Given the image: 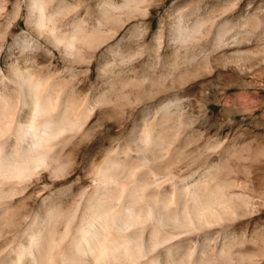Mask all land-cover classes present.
<instances>
[{
  "label": "rangeland",
  "instance_id": "1",
  "mask_svg": "<svg viewBox=\"0 0 264 264\" xmlns=\"http://www.w3.org/2000/svg\"><path fill=\"white\" fill-rule=\"evenodd\" d=\"M92 7L89 0H57L51 11L58 12L57 25L62 27L67 23L65 16L78 21L88 16ZM72 8L76 11L71 12ZM29 18L24 0H0V93L5 88L15 89L19 78L11 66L31 65L33 54L42 52L44 38L37 34ZM104 37L107 43L97 50L96 56L104 47L121 41L117 45L121 64L105 69L111 77L108 90L121 95L130 87L132 97L127 103L121 99L127 106L113 119H105L106 113L98 114L100 131L81 142V156L76 162L80 174L74 181H57L54 189L79 182L91 190L94 175L89 163L100 162L109 147L118 145L135 124L145 119L144 122L161 123L164 145L175 142L177 148L181 147L178 152L187 154L173 172L182 177L184 185L193 182L209 165L222 164L229 147L241 150L240 157L228 158L231 171L226 174L245 181L251 200L261 208L256 219L243 218L236 229L220 235L216 230L210 231L200 239L192 235L185 241L186 256L192 250L196 256L204 249L219 253L223 244L234 238L264 237V0H141L117 35L113 39ZM22 44L34 49L28 62L18 55ZM59 55L53 53L57 59L45 57L44 65L50 64L53 72L62 71ZM129 60L130 63L124 62ZM45 66L42 68L48 73ZM84 68L86 74L80 77L76 88L84 95L88 93L91 101L92 85L97 79L95 60ZM125 82L131 86L124 89ZM176 134L179 136L174 137ZM137 144H131L129 156L140 162L143 159L138 157ZM119 156L123 158V153ZM165 160L167 166L161 162L160 166L149 167L171 193V182L165 179L170 160ZM85 170L87 178L83 175ZM142 175L154 179L144 171ZM45 178L46 183L52 184L47 174ZM40 188L37 185V195ZM233 191L242 192L236 187ZM38 202L34 199L32 205ZM26 223L23 219V225ZM8 238L11 240V235ZM226 247L234 253L257 249Z\"/></svg>",
  "mask_w": 264,
  "mask_h": 264
},
{
  "label": "bare ground",
  "instance_id": "2",
  "mask_svg": "<svg viewBox=\"0 0 264 264\" xmlns=\"http://www.w3.org/2000/svg\"><path fill=\"white\" fill-rule=\"evenodd\" d=\"M41 3L42 0H32L31 13L35 15L37 22L39 21V6ZM46 15L51 19L50 26L59 27L57 25L58 12L49 10ZM29 19L31 20V18ZM73 21L76 22L75 20ZM185 34L189 35V33ZM103 40H106L105 37L103 38V35H97L93 37L92 43L99 44ZM33 50L29 45L22 44L18 47V55L27 61L30 60V55H32ZM37 51H40V49L38 48ZM40 53L42 52L33 54L31 58L32 64L27 65L25 68L10 65L12 67L11 70H13L12 73L17 74L19 79L15 82L14 90L5 88L0 93V112H3L5 104H7V112L13 122V132H15L16 125L30 118L32 111L35 109L36 98L34 96L26 97L25 88L21 81L25 78L24 72L27 67H31L34 63L39 68L45 66V56ZM2 71L3 69L0 68L1 73ZM129 86H131L130 83L125 82L124 89ZM74 87L76 93H79L82 98L81 102H90L88 100L90 96L88 93L84 95L81 90H78L76 86ZM129 88L128 90H122V93H120L126 103L132 97ZM86 106L87 104H85ZM52 107L55 109V115L61 119L72 121L75 115L81 121L79 133L63 150L65 155L72 154L74 156L75 167L69 170V166L66 163L57 161L55 162V167L42 170L37 177L26 181L27 190L23 192V195H15L10 199L0 200V215L7 213L4 219H0V264H43L44 258L48 255L53 258L55 264H60V261L57 259L58 253H63L66 256L74 246L82 245L86 239L90 240L96 232L97 217L102 216L107 211L110 202L117 197L120 198L121 209H127L133 212L137 210L136 201L140 197H143L146 202L155 200L159 203H167L171 197L172 203L175 205L177 213H179L183 210L182 205L188 199L201 192H204L206 197L203 203L211 211L198 220L193 219L190 224L186 223L181 229L175 231L169 230L166 225L158 226L155 222L145 225L142 230L137 228L130 231L127 234V238L130 241L132 257L129 264H224L220 258L221 253H227L231 257V264H261V262L264 264V237L249 239L237 238L236 240L234 238V241H231V239L229 243L225 240L226 242L224 241L225 243L223 244L224 248L219 253L207 252L204 249L197 256V253L195 254L193 250L191 254L186 256L188 248L185 249L184 247L183 255L179 257V260L173 258L175 250L180 246H185V241L189 240L192 235L200 239L208 232L210 233V231L216 230L220 235L229 229H236L242 221L241 219H256V215H260L259 210L261 208L251 200V196L248 194L251 191L245 181L240 180L239 177L235 179L228 178L226 174L231 171L228 168V158L240 157L242 155V151L238 148L229 147L225 159L221 162L222 164L209 165L191 183L184 185L185 181L183 183L182 177H178L174 173L171 175L168 173L165 179L171 182V193H168L163 188L162 180H158L157 178L149 180L144 177L145 175H142L143 171H136L144 159H150L152 154L157 152L159 145H164L161 135V131L163 130V127L160 126L161 123L144 122L146 121L144 118L143 122L140 121L135 124L138 141L144 138L145 133L150 138L148 145L142 143L137 144L136 151L138 157L143 160L136 162V160L134 161L129 156L132 142L127 141V136L117 143L120 146V150L115 155H110L114 149L113 146L109 147L100 162L96 160V164L94 161L89 163L92 165L94 176L98 172L104 174V183L97 186L93 185L91 190L83 184H80L74 190L73 196L65 201H61L57 205L58 211L63 213V218L57 220L49 205L53 202L56 192L58 190L63 191L65 186L54 189L51 180L52 184L45 182V174L49 176V172H51L57 177L58 182L77 178L80 174V169L76 162L82 149L81 142L84 138H90L97 131H100V125L102 124L99 123L98 114L101 113L99 109L87 114L86 118L83 109L77 111L78 105L73 102V91L71 89H67L61 93L58 99L52 102ZM163 133L165 132L163 131ZM177 136L179 134H176L174 137ZM76 142L79 143L76 145ZM167 147V159L170 160V167L187 155L184 153V156L178 152V149L181 147L177 148L175 142L170 143ZM119 153H123V158L119 156ZM164 161L166 160L160 161L158 163L159 166L161 162L164 164ZM133 174L135 187H130L128 186L126 178ZM224 176L227 177L225 178ZM261 183L264 187V178H262ZM37 185H41L38 195L36 194ZM181 186L184 189L183 196L178 194ZM235 187L240 188L242 192H234L233 189ZM173 188L177 190V194L173 193ZM84 190H87V194L84 196V200L80 201L79 197ZM34 199L39 200V202L36 205L33 204V206L32 201ZM77 205H79L78 209L76 207ZM86 206L93 210L90 215L85 214ZM23 219L27 220L25 225H23ZM8 235H11V240H9ZM109 238L116 237L112 234ZM229 245H234V247L238 246L243 250L250 247L257 249L234 253L229 250ZM226 246L229 247L228 250H226ZM95 253V259L98 264H108L106 245L97 244ZM189 257L191 258L190 260Z\"/></svg>",
  "mask_w": 264,
  "mask_h": 264
},
{
  "label": "clouds",
  "instance_id": "3",
  "mask_svg": "<svg viewBox=\"0 0 264 264\" xmlns=\"http://www.w3.org/2000/svg\"><path fill=\"white\" fill-rule=\"evenodd\" d=\"M56 3L57 0H42L37 22L36 17L31 13L32 0H24V7L31 17L34 30L44 38L42 54L45 57L57 59L53 53L59 52L58 60L64 67L62 71L53 72L49 64L45 66L48 73H45L44 68L37 67L35 63L26 68L25 78L21 83L25 88L26 97L36 98L35 109L30 118L16 125L15 132H13L11 117L7 112V104L3 112H0V129L3 130L0 132V200L23 195V192L27 190L25 182L37 177L42 170L55 167L57 161L66 163L69 170L75 167L74 156L65 155L63 150L79 133L81 121L75 115L72 121L61 119L55 115V109L52 107V102L58 99L65 90L73 91V102L78 105L77 111L84 110L85 118L87 114L99 109L107 114L105 119L111 120L114 114L122 113L123 108L127 106L121 103V95L108 90V81L111 77L105 72L106 67L118 68L121 64V56L117 54L121 51L117 47L121 41H117L116 45L104 47L103 51L96 56L97 50L106 44L107 40L99 44H93L92 40L97 35H105L108 39H113L124 24L132 18L133 10L139 7L141 0H89L93 7L88 16L76 22L68 20L65 16L66 24L62 27H52L50 26L51 19L46 13ZM75 11L76 8L71 9V12ZM93 60H95L97 70V79L92 85L94 94L90 102H81L82 98L79 93H76L74 86L78 87L77 82L80 77L86 74L84 66L90 65ZM124 62L130 63V60ZM20 67L25 68L24 65ZM85 104H87L86 107ZM126 139L133 144L148 145L150 142L147 133L142 140L138 141L135 125L133 130L128 132ZM113 149L110 155H115L120 150V146L113 145ZM167 153L168 147L163 144L159 145L157 152L152 154L150 159H144L136 171H144L149 178H157L149 165H156L167 159ZM179 164V161L173 164L168 169V173L171 175L178 169ZM83 175L87 178V170L83 172ZM48 179L53 184L57 182V177L51 172H49ZM126 179L128 186L135 187L134 174ZM103 183L104 174L98 172L93 177L92 184L97 186ZM78 187L77 183L65 186L63 191L56 192L49 208L57 220L63 218V213L58 211L57 205L73 196L74 190ZM173 193L177 194L175 188H173ZM86 194L87 190H84L79 200L83 201ZM178 194L184 195L183 186ZM205 199L204 192L192 196L182 205L183 210L177 213L171 197L167 203H159L155 200L146 202L143 197H140L136 201L137 210L135 212L121 209L120 198L117 197L110 202L107 211L97 217L95 235L90 240H84L82 245L74 246L66 256L58 253L57 259L60 264H98L95 259V248L97 244H104L108 264H129L132 257L127 234L130 231L137 228L142 230L145 225L153 222L158 226L166 225L171 231L181 229L184 224H190L193 219L198 220L211 211L203 203ZM76 207L78 209L79 205ZM92 211L91 208L85 207L86 215H90ZM6 215L7 213L0 215V219H4ZM112 234L116 238H109ZM184 247H178L173 258L179 260V257L183 255ZM220 258L224 264H231V257L227 253H221ZM43 264H55V261L48 255L44 258Z\"/></svg>",
  "mask_w": 264,
  "mask_h": 264
},
{
  "label": "snow or ice",
  "instance_id": "4",
  "mask_svg": "<svg viewBox=\"0 0 264 264\" xmlns=\"http://www.w3.org/2000/svg\"><path fill=\"white\" fill-rule=\"evenodd\" d=\"M3 130L2 129H0V132H2Z\"/></svg>",
  "mask_w": 264,
  "mask_h": 264
}]
</instances>
